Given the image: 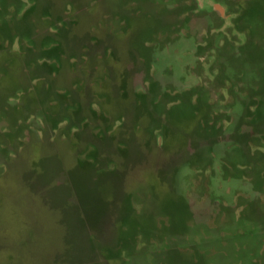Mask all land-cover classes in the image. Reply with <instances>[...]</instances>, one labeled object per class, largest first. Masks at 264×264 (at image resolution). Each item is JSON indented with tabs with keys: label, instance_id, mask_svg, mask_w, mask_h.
Masks as SVG:
<instances>
[{
	"label": "rangeland",
	"instance_id": "1",
	"mask_svg": "<svg viewBox=\"0 0 264 264\" xmlns=\"http://www.w3.org/2000/svg\"><path fill=\"white\" fill-rule=\"evenodd\" d=\"M0 264H264V0H0Z\"/></svg>",
	"mask_w": 264,
	"mask_h": 264
}]
</instances>
